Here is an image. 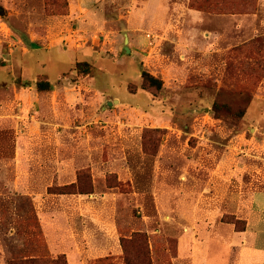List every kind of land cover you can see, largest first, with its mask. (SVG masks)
I'll list each match as a JSON object with an SVG mask.
<instances>
[{
  "label": "rangeland",
  "instance_id": "rangeland-1",
  "mask_svg": "<svg viewBox=\"0 0 264 264\" xmlns=\"http://www.w3.org/2000/svg\"><path fill=\"white\" fill-rule=\"evenodd\" d=\"M0 7V264H264V0Z\"/></svg>",
  "mask_w": 264,
  "mask_h": 264
},
{
  "label": "trees",
  "instance_id": "trees-1",
  "mask_svg": "<svg viewBox=\"0 0 264 264\" xmlns=\"http://www.w3.org/2000/svg\"><path fill=\"white\" fill-rule=\"evenodd\" d=\"M5 15L6 14L4 10L2 9V7H0V16L4 17ZM75 70L81 75L87 76V78H91L93 74L92 64L84 60L75 62ZM79 82L86 85L85 82L87 81L80 80ZM35 87L37 91H41V92L51 91L53 89V85L47 79L36 80ZM145 87H151V88H154L160 91L163 88V83L160 78H157L153 76L152 74H150L149 72L143 70L141 72V88L145 89ZM223 107L226 108L228 112H231V109L229 108V106L224 104ZM214 108H215L213 109L214 115L219 117L220 116L219 115V110H220L219 105L215 104ZM237 114L238 116H243L244 110L238 111ZM135 237L137 239H141L144 242V239L141 234L138 233L136 234ZM132 238L125 239L124 243L122 242L123 248L126 247L127 243L130 242ZM59 259H60L59 256L56 259H48V258H41L40 256L29 255V256H24L21 259L10 260L8 264H57L59 262ZM124 262L125 264H137L129 255H125ZM145 264H151V263L147 259Z\"/></svg>",
  "mask_w": 264,
  "mask_h": 264
},
{
  "label": "water",
  "instance_id": "water-1",
  "mask_svg": "<svg viewBox=\"0 0 264 264\" xmlns=\"http://www.w3.org/2000/svg\"><path fill=\"white\" fill-rule=\"evenodd\" d=\"M127 41H128V37H127V35H125V42H127ZM125 50H126V51H129L130 49H129L128 46H125ZM107 105H111V102L108 101V102H107Z\"/></svg>",
  "mask_w": 264,
  "mask_h": 264
},
{
  "label": "crops",
  "instance_id": "crops-1",
  "mask_svg": "<svg viewBox=\"0 0 264 264\" xmlns=\"http://www.w3.org/2000/svg\"><path fill=\"white\" fill-rule=\"evenodd\" d=\"M63 48H67V50H68V46H66V47L64 46ZM50 83H51V82H50ZM51 84H52V83H51ZM52 85H53V89H54V84H52ZM53 89H52V90H53Z\"/></svg>",
  "mask_w": 264,
  "mask_h": 264
}]
</instances>
